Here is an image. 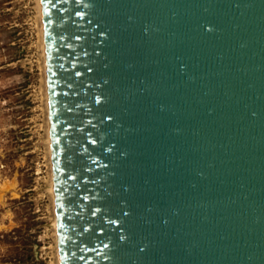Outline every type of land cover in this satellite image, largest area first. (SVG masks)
<instances>
[{"label":"water","instance_id":"water-1","mask_svg":"<svg viewBox=\"0 0 264 264\" xmlns=\"http://www.w3.org/2000/svg\"><path fill=\"white\" fill-rule=\"evenodd\" d=\"M40 2L60 264H264V0Z\"/></svg>","mask_w":264,"mask_h":264},{"label":"rangeland","instance_id":"rangeland-1","mask_svg":"<svg viewBox=\"0 0 264 264\" xmlns=\"http://www.w3.org/2000/svg\"><path fill=\"white\" fill-rule=\"evenodd\" d=\"M37 0H0V264H57Z\"/></svg>","mask_w":264,"mask_h":264},{"label":"bare ground","instance_id":"bare-ground-1","mask_svg":"<svg viewBox=\"0 0 264 264\" xmlns=\"http://www.w3.org/2000/svg\"><path fill=\"white\" fill-rule=\"evenodd\" d=\"M38 2V11H39V18H40V24H41V48H42V57H43V70H44V85H45V100H46V110H47V147H48V153H49V164H50V181H49V192L52 197V205H53V211H54V220L52 223V226L55 230V236H56V257H57V264H60V258L59 257V249H58V239H57V221L55 216V207H54V184H53V175H52V162H51V142H50V129H49V116H48V95H47V83H46V65H45V51H44V39H43V25H42V17H41V2L40 0H37Z\"/></svg>","mask_w":264,"mask_h":264},{"label":"snow or ice","instance_id":"snow-or-ice-1","mask_svg":"<svg viewBox=\"0 0 264 264\" xmlns=\"http://www.w3.org/2000/svg\"><path fill=\"white\" fill-rule=\"evenodd\" d=\"M77 15H79V13H77ZM101 35H103V33H101ZM77 38H78V37H77ZM99 99H100V98H99V97H97V101H99ZM105 119H110V117H107V116H106V117H105ZM93 143H95V141H93ZM125 215H127V213H125ZM112 223H116V221H112ZM120 239H121V240H123V239H124V237H123V236H121V237H120Z\"/></svg>","mask_w":264,"mask_h":264}]
</instances>
